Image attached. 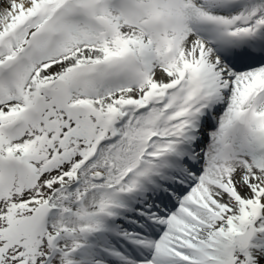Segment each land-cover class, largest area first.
Masks as SVG:
<instances>
[{
  "label": "snow or ice",
  "instance_id": "1",
  "mask_svg": "<svg viewBox=\"0 0 264 264\" xmlns=\"http://www.w3.org/2000/svg\"><path fill=\"white\" fill-rule=\"evenodd\" d=\"M0 264H264V0H0Z\"/></svg>",
  "mask_w": 264,
  "mask_h": 264
}]
</instances>
